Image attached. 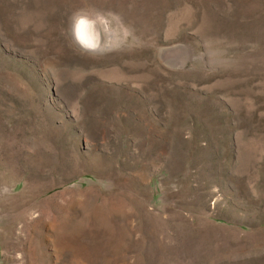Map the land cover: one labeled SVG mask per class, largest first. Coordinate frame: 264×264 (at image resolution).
Returning <instances> with one entry per match:
<instances>
[{
    "label": "rangeland",
    "instance_id": "374dc122",
    "mask_svg": "<svg viewBox=\"0 0 264 264\" xmlns=\"http://www.w3.org/2000/svg\"><path fill=\"white\" fill-rule=\"evenodd\" d=\"M0 264H264V0H0Z\"/></svg>",
    "mask_w": 264,
    "mask_h": 264
},
{
    "label": "bare ground",
    "instance_id": "6f19581e",
    "mask_svg": "<svg viewBox=\"0 0 264 264\" xmlns=\"http://www.w3.org/2000/svg\"><path fill=\"white\" fill-rule=\"evenodd\" d=\"M73 34L83 49L94 51L101 48L102 39L100 36V27L96 20H88L80 17L75 22Z\"/></svg>",
    "mask_w": 264,
    "mask_h": 264
}]
</instances>
